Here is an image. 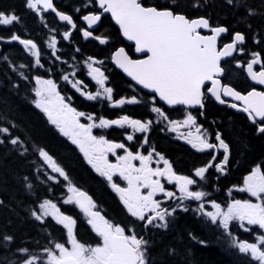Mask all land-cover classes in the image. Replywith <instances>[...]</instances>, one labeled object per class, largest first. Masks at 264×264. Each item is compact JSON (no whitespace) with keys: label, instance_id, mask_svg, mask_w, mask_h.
<instances>
[{"label":"snow or ice","instance_id":"1","mask_svg":"<svg viewBox=\"0 0 264 264\" xmlns=\"http://www.w3.org/2000/svg\"><path fill=\"white\" fill-rule=\"evenodd\" d=\"M232 4L234 0H227ZM99 7L103 12H110L116 23L119 24L123 35L128 40L135 41L136 52H147L145 59H131L123 48L118 49L112 59L124 70L133 80L146 89H151L160 100L168 105H199L203 107L205 82H211V87L207 88L216 101L221 104L226 103L223 97H232L236 101H241L242 107L237 104H231L233 108H240L247 113L249 118L255 123L257 118L264 121V91L252 89L247 94L235 90L227 84H222L219 76L223 73L220 66L221 58L229 57L235 51H243L238 46L245 41V35L241 32H235L231 43H226L222 48H217V38L226 33L228 29L223 26L211 27L209 20L200 17L190 19L181 12L174 9L179 7L176 0L173 5L166 8H157L155 6H144L141 0H98ZM26 6L35 10L37 13L42 10H52L61 21L68 22L72 28L76 25L72 17L63 12L57 11L53 5V0H26ZM42 6V8H41ZM248 13L254 14L251 9ZM83 19L88 25H94L101 19L100 15L89 14ZM19 21V17L14 13L0 11V25H13ZM211 35H202L201 29H209ZM64 38L67 39L69 32H64ZM85 38L91 37L92 32L84 30ZM0 39H3L0 37ZM101 44L107 42L106 37L96 36ZM12 41H19L24 48L36 57L35 63L40 64V52L37 45L31 39H21L20 36L13 34L10 37ZM53 49V55L56 51V39L53 37L48 45ZM7 60V56L3 57ZM59 59V57H57ZM89 69L88 75L99 85L100 90L94 94L83 92L89 100H96L104 96L109 101H113V89L106 87L105 82L108 79L99 67L94 65L102 63L89 57L85 61ZM261 63L259 53H252V59L247 62V74L251 80L264 85V67L260 71H254L253 66ZM25 65H20L24 68ZM13 67V71H15ZM23 76V72L20 73ZM72 75H75L73 73ZM27 77H25L26 79ZM64 80H69L65 75ZM37 87L34 89L37 99L34 103L37 108L46 113L49 121L55 125L58 130L68 137L71 142L79 147L88 164L105 177L111 188L119 194V199L131 216L140 221H145V227L156 226L159 228H168V217L173 216L176 208L169 210L163 207V201L156 199L158 193L163 194L166 199L177 198L176 192L167 190L161 182V178L168 183H175L179 190V201L177 208L183 207L184 200L199 201L198 208L195 209L198 214H202L218 228H221L225 234L231 237L230 247L237 248L242 254L250 256L257 264H264V234H259L255 242L238 240L232 236L229 231L230 222L237 221L239 226L245 231H250L247 226H258L264 230V171L260 165L252 168L250 173L243 179V187L239 191L247 192L256 198L257 202L251 200H232L227 205L226 210L214 200L205 201L209 193L202 190H191L190 186L198 184L193 176L178 175L172 167V164L165 159L163 155L155 152V149L149 151L147 155L137 151L133 153L125 147L124 143H117L107 139L105 136H96L93 134L94 128H108L110 126H130L135 132L146 133L152 125V120L141 121L132 119L127 115L118 119L96 118L93 115H87L90 123H81L80 117L85 116L84 112L77 111L70 103L66 102L64 96L57 91L55 82L51 79H42L36 77ZM82 81L73 82L72 86L77 91H82L80 85ZM156 97H152L155 101ZM137 104L140 101L136 96L131 98H121L114 101V105ZM151 112L156 113L159 118L168 122L169 130L179 132L182 127H192L196 125V118L189 112L183 121L169 120L165 112L160 108L153 106ZM258 133L264 134V122H261ZM0 134L10 135L8 127H0ZM182 139L187 140L193 148L198 151L209 149H222L224 152L223 160L213 164L217 159L215 155L203 166L194 170V177L205 179L206 172L215 167L220 173L226 170L229 162V145L222 138L220 132L215 133V140L218 143H210L206 135V130L196 127V135L193 136L189 131L187 135L180 133ZM128 141L134 139L132 134L126 136ZM4 140L0 138V144ZM13 146H23V141L19 137L10 139ZM147 143V137L144 139ZM117 149H123L124 155H116ZM27 151L23 149L21 154ZM109 153L116 155L115 163L109 160ZM38 154L52 172L58 173L63 177L67 184V198L65 204H75L87 217V224L100 238V242L95 246L86 245L77 239L75 228L77 221L71 216L61 212L50 199H44L38 204V207L31 210V216L43 223L45 218L52 217L57 224L66 229L67 240L65 243L55 242L54 247L43 249L46 259L42 264H149L148 241L142 236H138L133 228H126L115 224L104 215L97 206L92 197L86 192L80 190L69 180L64 168L43 148L38 149ZM154 155L158 157L157 165L163 163V167H152ZM139 161V166L133 163ZM118 174L120 178L126 181L127 186L121 187L113 181L114 175ZM25 180L28 178L25 177ZM48 179L55 180L56 177L49 176ZM30 189L32 185L29 183ZM142 190H146L142 191ZM205 203H210L213 211L205 209ZM184 208V211H187ZM159 221V224L156 222ZM191 240L204 245L206 242L200 240L193 233H188ZM14 240L10 235L0 236V248H6ZM17 251L28 253L27 248H19ZM169 254H177L176 249H170ZM41 257L30 255L22 261V264H37ZM11 264V262H9Z\"/></svg>","mask_w":264,"mask_h":264},{"label":"trees","instance_id":"2","mask_svg":"<svg viewBox=\"0 0 264 264\" xmlns=\"http://www.w3.org/2000/svg\"><path fill=\"white\" fill-rule=\"evenodd\" d=\"M86 1L60 0L57 6L75 14V6ZM141 1L145 5L159 8L173 5V0ZM176 3L179 7L174 10L188 17L204 16L210 20L211 25H224L229 30L255 36L257 47H262L264 52V0H234L232 4L227 0H176ZM248 9L254 14L250 15ZM0 11L14 13L19 17V21L13 25H0V37L3 38L0 39V127L10 129V135L0 134V138L4 140V143L0 144V236L14 237L10 245L0 248V264H22L30 255L40 256L41 261H37V264H42L46 259L43 249L54 247L55 242L64 243L67 238L66 229L51 217L45 218L41 223L31 216V210L37 208L44 199L52 200L61 206L64 212L74 215L77 220L76 235L81 241L95 243L98 236L74 204H63L62 200L68 193V181L44 164L38 154L39 148L45 149L64 168L73 185L86 189L93 195L109 219L121 222L124 219L104 181L93 173L77 145L65 137L49 121L46 113L34 103L36 77L58 81L59 69L63 65L59 62L62 61L61 53L55 52L59 59L53 56L47 46V37L61 35L66 31V25L60 24L52 13L42 14L45 17L40 16V13L26 6V0H0ZM101 22L98 34L110 37L111 31L116 29L109 26L108 17H104ZM13 34L21 39H31L37 45L40 52L39 65L19 41H8ZM111 37V42L103 47L93 40H84L79 31H74L70 36L72 42L62 45L58 38L57 44L58 48H66L67 54H74L81 62L89 57L105 61L109 57L107 50L117 43V38ZM118 42L121 41L118 39ZM5 56L7 60L3 59ZM68 57L69 55L64 59ZM20 65L25 67L20 68ZM21 72L23 76L20 75ZM115 75V81H120L122 76L117 72ZM115 87L117 91L122 89L118 85ZM231 130L232 135L240 140L235 155L241 164L242 185L244 177L256 160L260 161L264 171V142L260 139L254 140L252 132L243 123L233 124ZM14 137H19L23 146H13L10 139ZM158 144L173 156L176 165L181 169H186L193 160L186 147L180 144L171 143L166 139H161ZM24 148H27V151L21 154ZM234 171L236 169L232 168L233 178L236 174ZM49 176L56 179H48ZM25 177L28 179L25 180ZM29 183L32 185L30 189L27 187ZM223 183L227 184V178ZM241 197L244 198L243 195ZM168 221V228L155 227L146 234V240L149 242V264H257L250 256L230 247L231 237L221 228L192 210H179L175 215L168 217ZM229 231L232 236L244 241L248 240L252 233V242H255L256 229L245 231L234 222ZM189 232L204 240L206 244L201 245L191 240ZM259 234H264V231ZM19 248H27L29 251L21 253L17 251ZM170 249H176L177 254L170 255Z\"/></svg>","mask_w":264,"mask_h":264},{"label":"flooded vegetation","instance_id":"3","mask_svg":"<svg viewBox=\"0 0 264 264\" xmlns=\"http://www.w3.org/2000/svg\"><path fill=\"white\" fill-rule=\"evenodd\" d=\"M88 1V0H87ZM84 2L81 5L75 6L73 15L75 19L76 29L75 31H79L82 35L81 30L86 27V23L83 20V17L88 14H98L101 12L99 8H97L94 0H89L88 2ZM83 6H85L83 8ZM58 7V6H57ZM59 8V7H58ZM62 10V9H60ZM64 11V10H62ZM67 12V11H65ZM69 13V12H67ZM77 14V16H75ZM104 17L109 18V26L111 25L116 29V31H109L111 36H115L117 38V43L113 47L109 48L107 52L112 55L113 51L116 49L115 47L124 46L127 53L130 55L132 59H143L147 55H137L135 52V48L132 44H127L123 41L120 32L113 24L111 18L107 15H103L101 21ZM100 21L99 25L93 29V34H98L102 22ZM79 25V28H78ZM107 29H110L106 26ZM68 32H71L70 27L68 28ZM235 32H241L238 30H229L222 34L218 39V49L222 48L224 44L231 43ZM245 35V41L240 44L238 47L243 49V51H235L233 54L225 59H223L220 63L221 68L223 69V73L219 76L222 84H227L235 90L241 92V94H247L248 91L253 88L257 91H264V85H260L255 83L247 74V62L252 59V53H259L261 57V63L253 66L254 71H260L262 67H264V52L262 47H257V40L255 36H249L245 32H241ZM71 34V33H70ZM117 34V35H116ZM202 35H210L211 31H201ZM118 39L121 42H118ZM92 40V39H91ZM90 40V41H91ZM95 41V40H93ZM98 43L97 41H95ZM111 59V58H110ZM109 59V60H110ZM101 66V71L104 72V75L107 76V80L105 82L106 87H111L113 89V101H109L105 98H98L97 100H89L87 96L83 94V92H91L95 93L98 91V87L96 89L93 87V83H96L95 80L92 79L91 76L88 75V72L79 73L76 72L73 78L70 80V83L79 80L82 81L80 85L82 91H77L76 88L71 86L69 82L63 84V87L59 93L65 97L66 102L70 103L72 107H74L79 112H84L79 109H85L87 112H84L86 115L91 114L95 117H103L105 119H118L121 116L127 115L132 119H139L141 121L152 120L153 123L150 126V129L146 133L135 132L130 126H124L123 128L119 126H110L108 128H95L93 129V134L96 136L103 135L107 139L117 142L124 143L125 147L132 151L133 153L139 151L142 154L147 155L149 151L155 149V152L160 153L167 159L173 167V170L178 175H187L193 176V178L197 179L198 184L194 186H190L191 190H202L209 195L205 197V201L214 200L219 203L222 208L226 209L227 205L231 203L232 200H240L241 199V164L240 160L235 155V149L240 144L239 138H236L232 135L231 127L233 124L239 122L240 124H244L249 131L253 134V139H260V141L264 142V134L258 133L257 129L260 125V118L256 119L254 123L248 116L247 113L240 110V108H233L231 104L235 103L238 106L242 107L241 101H236L232 97H223L226 100V103L221 104L215 100V98L207 92V88L211 87V82L205 84L203 89L205 95L203 99V107L199 105L193 106H184V105H175L173 107H168L163 104L155 93H151L139 86L135 85L131 82L127 77L124 76L123 73L118 71L111 61L107 63H98ZM115 72L119 73L122 78L120 81H115L116 75ZM81 75H83L84 79H82ZM118 83V84H117ZM96 85V84H95ZM115 85L118 87H122L121 91H117ZM132 96H136L140 103L137 104H124V105H114V101L121 98H131ZM156 97L155 101H152V97ZM79 98V105L74 104L75 100ZM153 106L160 107L165 114L168 116L169 120H177L183 121L185 116L190 112L196 118V125L192 127H182L179 132H172L169 130L168 122L159 118L156 113L151 112V108ZM89 112V113H88ZM85 116L80 117V122L84 123ZM201 127V130H206L207 138L210 143H218L215 140V133L220 132L222 134V138L229 145V162L226 166V170L223 173H220L216 170L215 167L210 168L208 172L205 174V179L200 180V178L194 177V170L197 167L205 166L209 160H211L212 156L215 155L217 159L213 161V164L219 163L223 160L224 152L222 149H209L205 151H198L193 148L191 144L187 142V140L182 139L180 133H184L187 135L189 131L192 132L193 136L196 135V127ZM128 134H132L134 139L128 141L126 136ZM147 137V143H144V139ZM161 139H166L171 143L180 144L186 147V150L189 152V155L193 160H191L189 166L186 169H181L176 165V162L173 156L169 155L167 150L162 148L158 143ZM170 143H168L169 145ZM173 144V145H175ZM171 147V146H169ZM83 159L88 164L86 158L83 153H81ZM116 155H124L123 149H117ZM116 155L109 153V160L115 163ZM158 157L154 155L152 167H163V163L160 162L157 165L156 160ZM134 164L139 166V161H133ZM93 173L105 183V187L108 189L109 194L113 197L116 204L120 208V211L123 214V222L121 220L113 221L115 224H119L121 226H125L126 228H133L138 236H142L146 240V234L148 230L155 228V226H147L145 227V221H140L136 217L131 216L130 213L127 212L126 208L122 204L119 199V194L116 193L110 186L107 179L97 173L90 164H88ZM257 165L261 166L259 160L252 165V168ZM235 168L234 171L235 176L232 177L231 170ZM262 168V166H261ZM250 173V172H249ZM248 173V174H249ZM227 178V184L225 185L223 182ZM113 181L119 184L121 187H126V181L118 176V174L114 175ZM161 182L164 184L165 188L170 191L176 192L177 198H179V190L176 188L175 183H168L166 179L161 178ZM203 184V185H202ZM145 191L146 190H142ZM90 193V192H89ZM92 195V194H91ZM93 197V195H92ZM174 199H166L163 194L158 193L156 199H160L163 201V207L171 210L175 208V200ZM210 204V203H208ZM179 210H176L174 214H176ZM188 211V210H187ZM159 224V221L156 222ZM62 226V225H61ZM135 226H139L136 228ZM159 227H157L158 229Z\"/></svg>","mask_w":264,"mask_h":264},{"label":"rangeland","instance_id":"4","mask_svg":"<svg viewBox=\"0 0 264 264\" xmlns=\"http://www.w3.org/2000/svg\"><path fill=\"white\" fill-rule=\"evenodd\" d=\"M64 32H66V31H63L62 32V34L61 35H58L57 34V36L56 35H54V36H52V37H50L49 35H48V37H47V46L49 45V43H50V41H51V39L53 38V37H55V39H56V46L58 47V44H57V42H58V38H59V42H60V44H62V45H64V44H69V42H72L71 41V39H70V37H68L67 39H65L64 38ZM50 33H52V31H50ZM67 40V41H66ZM56 47V51L55 52H60L61 53V60L62 61H60L59 60V62H61L63 65L60 67V69H59V74H58V79H59V81L58 82H56L55 84H56V86H57V91H61V89H62V87H63V84L64 83H66V82H70V80L73 78V76L74 75H72L73 73H76V72H79L80 74L81 73H83V72H88L89 71V69H88V67H87V64L85 63V61H87L88 59H86V60H84L83 62H81V60H78L77 59V57L75 58L74 57V54H71V53H68L67 54V49L66 48H61L60 47V49L59 48H57ZM23 48H24V46H23ZM25 49V48H24ZM49 50H51V52H53V49L52 48H48ZM26 50V49H25ZM27 51V50H26ZM28 52V51H27ZM28 54L30 55V56H32L31 55V53L30 52H28ZM53 54V53H52ZM67 55H69V57L67 58V59H64V57L65 56H67ZM54 57H58V56H56V54L55 55H53ZM32 57H34V56H32ZM35 59H36V57H34ZM96 60V59H95ZM97 61V60H96ZM95 67H99L100 69H101V66L102 65H99L98 63L97 64H95L94 65ZM65 75H68L69 76V80H64L63 79V77L65 76ZM81 77H82V79H84V77H83V75H81ZM43 79H51V78H43ZM52 80V79H51ZM71 84V86H72V83H70ZM96 84V85H95ZM96 86L98 87V90H100V88H99V85L97 84V83H93V87L96 89ZM36 87H37V84H36ZM98 98H105L104 96H101V97H98ZM97 98V99H98ZM36 99H37V97H36ZM96 99V100H97ZM89 115V114H88ZM91 115V114H90ZM95 117V116H94ZM96 118V123H98L99 122V118L98 117H95ZM84 123L85 124H87V123H90V121H88L87 120V115H85V119H84ZM95 129V128H94ZM203 185V184H202ZM243 187V184L241 185V188ZM241 194L244 196V198H242L241 197V199L240 200H251L252 202H257L256 201V198L255 197H252L249 193H247V192H242L241 191ZM67 195H68V193H67ZM67 195L64 197V199L62 200V202H63V204L66 206V205H72V204H65L64 203V200L67 198ZM175 202H176V204H175V208H176V210H184V208H187L188 210H192V211H194V212H196V214L197 215H199V216H201L202 214H198L197 213V211H195V209H197L198 208V205H199V201H195V200H191V199H189V200H184L183 202H182V204H183V207H180V208H177L176 206H177V204L178 203H180V201H179V198H177L176 200H175ZM54 203V202H53ZM56 204V203H55ZM57 205V207L58 208H60V210H61V212L62 213H64V214H66L64 211H63V209H62V207L61 206H58V204H56ZM205 209L206 210H208V211H213V209H212V207H211V204H208V203H205ZM226 210V209H225ZM68 215H71L74 219H75V217L72 215V214H68ZM174 215V214H173ZM202 217L204 218V219H206L207 220V218L206 217H204L203 215H202ZM52 218V217H51ZM53 219V218H52ZM209 221V220H208ZM210 222V221H209ZM235 222V224L237 225V226H239V222H237V221H232V222H230V226L233 224ZM114 223V222H113ZM160 223V222H159ZM245 225H246V227H249L251 230L250 231H252L253 229H256L257 230V232H255V235H254V239H255V241H256V237H257V235L259 234V232H261V231H264V230H261V229H259L258 228V226H247V224H246V222H245ZM156 227V226H155ZM241 228V227H240ZM241 229H243V228H241ZM77 239L79 240V241H81L78 237H77ZM66 240H67V238L65 239V242H66ZM246 241H248V242H252V233H250V237L248 238V240H246ZM64 242V243H65ZM81 242H83V241H81ZM100 242V238H98V240L95 242V243H85V242H83V243H85L86 245H92V246H95L97 243H99Z\"/></svg>","mask_w":264,"mask_h":264},{"label":"water","instance_id":"5","mask_svg":"<svg viewBox=\"0 0 264 264\" xmlns=\"http://www.w3.org/2000/svg\"><path fill=\"white\" fill-rule=\"evenodd\" d=\"M95 2H96V4H97V7L99 8V9H101L100 7H99V3H98V0H94ZM53 5H54V7L57 9V11H60V12H63V13H65V14H67V15H70L69 13H66V12H64V11H61V10H59L58 9V7L56 6V4H55V0H53ZM145 6V5H144ZM41 8H42V6H41ZM43 11H45V12H47V13H53L54 15H55V17L57 18V20L59 21V22H61V23H67L68 24V22H66V21H61V20H59V17L52 11V10H43ZM89 15V14H88ZM96 15H100L101 16V18H102V16L103 15H107V16H109L110 18H111V20H112V22H113V24L115 25V27L119 30V32H120V34H121V37H122V39L124 40V42H126V43H128V44H132L133 46H134V48H135V52H136V45H135V41H131V40H128L127 39V37H125L124 35H123V32H122V30L120 29V26H119V24H117L116 23V21H115V19L112 17V15H111V13L110 12H103V10L101 9V12L100 13H98V14H96ZM71 16V15H70ZM72 17V16H71ZM196 18H200V17H194V18H190V19H196ZM204 18H206V17H204ZM207 19V18H206ZM72 20H73V18H72ZM84 20V19H83ZM100 21H101V19L99 20V21H97V23L96 24H94V25H88V23L84 20V22L86 23V28L85 29H83L82 30V35H83V31L84 30H87V31H90V32H92V30L93 29H95L98 25H99V23H100ZM73 23H74V20H73ZM75 24V23H74ZM209 24H210V22H209ZM71 26V25H70ZM223 27H225V26H223ZM72 28V27H71ZM72 29H74V28H72ZM207 30H209V29H201L200 31H207ZM222 34H225V33H222ZM221 34V35H222ZM211 35V34H210ZM220 35V36H221ZM219 36V37H220ZM96 36L93 34V32H92V36L91 37H88V38H86V39H92V38H95ZM100 37H103V36H100ZM219 37L217 38V48H218V39H219ZM97 40V39H96ZM9 41H12V40H9ZM98 42H99V40H97ZM100 43V42H99ZM101 44V43H100ZM105 44V43H104ZM103 45V44H102ZM120 48H123L124 50H125V52L127 53V51H126V49H125V47H123V46H121V47H119V48H117L114 52H113V54H112V57H113V55H114V53L118 50V49H120ZM136 54L137 55H142V54H146V55H148L147 54V52H136ZM127 55L130 57V55L127 53ZM147 57V56H146ZM145 57V58H146ZM131 58V57H130ZM145 58H143V59H145ZM225 58H227V57H223V58H221V61L223 60V59H225ZM132 59V58H131ZM135 60V59H134ZM221 61H220V63H221ZM112 63L115 65V67L118 69V70H120L128 79H130V80H132L133 82H135L137 85H139L141 88H143V89H145V90H147V91H149V92H152V93H154L151 89H146V88H144L142 85H140V84H138L135 80H133L132 79V77H130L126 72H124V70L123 69H121L116 63H115V61L112 59ZM221 66V65H220ZM255 83H258V82H256V81H254ZM206 83H208V82H205V84ZM259 84V83H258ZM163 104H165V105H167V106H175V105H168L166 102H164L163 100H160ZM243 103V102H242ZM177 105H180V104H177ZM184 106H188V105H184ZM82 191H84V192H86L89 196H91L90 194H89V192H87L86 190H82ZM92 197V196H91ZM101 214L102 215H104V213L101 211ZM105 216V215H104ZM106 217V216H105ZM107 218V217H106Z\"/></svg>","mask_w":264,"mask_h":264},{"label":"bare ground","instance_id":"6","mask_svg":"<svg viewBox=\"0 0 264 264\" xmlns=\"http://www.w3.org/2000/svg\"><path fill=\"white\" fill-rule=\"evenodd\" d=\"M52 19H53V18H52ZM52 23H53V22H52ZM45 24H46V23H45ZM57 24H58V23H57ZM48 27H49V26H48ZM55 27H56V26H55ZM51 29H52V28H51ZM57 29H58V27H57ZM36 42H38V41H36ZM43 44H44V43H43ZM39 46H40V45H39ZM43 46H44V45H43ZM44 47H45V46H44ZM48 47H49V46H48ZM56 47H57V46H56ZM57 48H58V47H57ZM59 49H60V48H59ZM57 53L59 54V52H57ZM57 53H55V54H57ZM60 55H61V54H60ZM56 56H57V55H56ZM58 56H59V55H58ZM61 56H62V55H61ZM61 56H60V57H61ZM54 60H55V59H54ZM55 63H56V62H55ZM55 63H54V64H55ZM50 66H51V65H50ZM50 66H49V67H50Z\"/></svg>","mask_w":264,"mask_h":264}]
</instances>
